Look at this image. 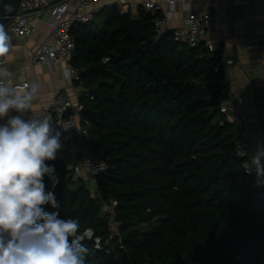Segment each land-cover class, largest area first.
Masks as SVG:
<instances>
[{
  "label": "trees",
  "instance_id": "obj_1",
  "mask_svg": "<svg viewBox=\"0 0 264 264\" xmlns=\"http://www.w3.org/2000/svg\"><path fill=\"white\" fill-rule=\"evenodd\" d=\"M160 16L140 7L137 54L126 1L106 8L97 29H73L81 123L107 169L90 187L60 164L55 187L44 177L59 208L45 210L101 236V249L82 241L85 264H264L263 187L234 151L219 52L172 31L156 39Z\"/></svg>",
  "mask_w": 264,
  "mask_h": 264
},
{
  "label": "clouds",
  "instance_id": "obj_2",
  "mask_svg": "<svg viewBox=\"0 0 264 264\" xmlns=\"http://www.w3.org/2000/svg\"><path fill=\"white\" fill-rule=\"evenodd\" d=\"M10 48L11 37L0 26V57ZM10 76L0 68V118L19 113L0 124V264H85L89 249L82 241L90 238L91 230L80 234L78 220L44 207L59 208L54 192L45 190L44 177L55 187L54 168L46 161L56 159L61 132L48 116L24 118L36 88L10 87ZM245 170L255 172L256 185L264 187V144L257 143Z\"/></svg>",
  "mask_w": 264,
  "mask_h": 264
},
{
  "label": "crops",
  "instance_id": "obj_3",
  "mask_svg": "<svg viewBox=\"0 0 264 264\" xmlns=\"http://www.w3.org/2000/svg\"><path fill=\"white\" fill-rule=\"evenodd\" d=\"M145 1L126 0L134 17H138L140 7L146 9ZM161 1L164 2L161 13L169 16L167 23L173 29L184 26L187 10L193 2H197L202 10L211 7L214 11L215 22L202 41L225 45L219 56L230 81L231 95L242 97L239 111L246 116L249 139L255 145L258 142L264 144V49L256 46L264 43V0H177L173 7L168 6V0ZM4 30L11 37V48L1 68L11 73L8 77L11 82L25 80L30 83L29 91L36 88L30 112L24 114L25 119L31 115L41 117L42 105L59 91L66 92L74 103H78L84 88L66 78L68 60L60 59L51 66L28 60L36 46L50 38L51 28L46 15L35 21L28 37H19L5 27ZM14 115L19 113L9 112L0 118V124ZM60 142L62 147L55 159L58 165L63 164L72 173L77 165L82 171L74 176L88 183L91 177L83 170L81 147L74 149L62 138Z\"/></svg>",
  "mask_w": 264,
  "mask_h": 264
},
{
  "label": "built area",
  "instance_id": "obj_4",
  "mask_svg": "<svg viewBox=\"0 0 264 264\" xmlns=\"http://www.w3.org/2000/svg\"><path fill=\"white\" fill-rule=\"evenodd\" d=\"M122 1L126 0H20L17 11L5 28L19 37H28L31 35L35 21L42 15H46V21L51 28L50 38L38 44L28 60L33 63L43 62L51 66L55 61L66 59L69 61L66 71L70 72L66 78L74 83L79 79V74L71 64V57L75 50L73 29L78 25L90 23L98 12L111 8ZM1 2L2 0H0V4ZM176 2L177 0L167 1L169 7H173ZM163 3L161 0H146L144 5L146 9L155 13L162 11ZM168 17V15L162 14L155 19L156 39L160 38L164 32L172 31L175 40L181 41L189 47L199 46L206 32L215 22V13L211 7L202 10L197 2H193L188 8L184 26L170 28L167 23ZM205 46L211 52H221L225 48L224 44L216 42H205ZM256 46L264 49V43H258ZM4 63L5 58L0 57V68ZM222 66V63H218L215 69L218 70ZM7 81L10 87L29 91L30 83L28 81L11 82L8 78ZM242 102L241 96L231 95L223 103L221 111L226 114L227 120L234 124V151L238 157L243 159L242 168L245 174L248 178H256L255 172L248 174L245 170L246 166L250 164L251 155L256 151V145L249 139L246 116L239 111V105ZM81 110L82 105L79 102L74 103L66 92L59 91L42 105L41 117L51 118L54 129L61 132V138L69 146L74 149L81 147L83 170L90 175L93 183H96L97 177L107 169V162L102 155L95 153L87 142L88 131L81 123ZM63 127L67 130H64ZM81 171L82 169L77 165L73 169L74 174H79ZM108 208L113 214V207ZM117 225L118 223L113 221V226ZM88 230H91V235L90 238L86 236L85 240H92L95 248L101 249L103 247L101 236L97 235L92 227L85 228L80 234Z\"/></svg>",
  "mask_w": 264,
  "mask_h": 264
},
{
  "label": "water",
  "instance_id": "obj_5",
  "mask_svg": "<svg viewBox=\"0 0 264 264\" xmlns=\"http://www.w3.org/2000/svg\"><path fill=\"white\" fill-rule=\"evenodd\" d=\"M20 0H2L0 4V26L3 28L10 22L18 9ZM133 28V36L135 39V54L138 53L140 42L143 38V25L140 17H133L130 21ZM50 167L54 168V172L61 173L60 166L56 160L47 161Z\"/></svg>",
  "mask_w": 264,
  "mask_h": 264
},
{
  "label": "rangeland",
  "instance_id": "obj_6",
  "mask_svg": "<svg viewBox=\"0 0 264 264\" xmlns=\"http://www.w3.org/2000/svg\"><path fill=\"white\" fill-rule=\"evenodd\" d=\"M105 13H106V9H104V10L98 12V13L95 15L94 19L91 21V24H90V27H91L92 29H97V27H99V26L101 25V21H102L104 15H105ZM88 185H89L90 187H91V186L93 187V184H92V181H91V180L88 181Z\"/></svg>",
  "mask_w": 264,
  "mask_h": 264
}]
</instances>
